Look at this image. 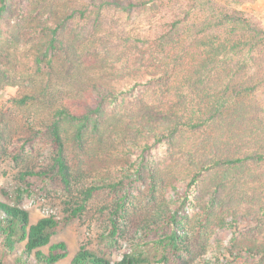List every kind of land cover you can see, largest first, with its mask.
Listing matches in <instances>:
<instances>
[{
  "label": "trees",
  "instance_id": "16d2710c",
  "mask_svg": "<svg viewBox=\"0 0 264 264\" xmlns=\"http://www.w3.org/2000/svg\"><path fill=\"white\" fill-rule=\"evenodd\" d=\"M169 1L151 0L150 8L167 10L172 6ZM147 3L0 0V60H7L0 67V88L22 85L25 91L19 103L36 101L45 108L41 124L52 148L47 174L51 172L67 192L73 187L67 139L80 150L93 139L113 140L110 133H116L128 137L129 147L139 149L142 158L152 147L165 144L161 156L137 167L138 176L146 175L152 188L168 178L181 183L182 203L195 201L205 220L228 227L247 224L252 234L238 249L251 258V264H264V105L257 96L264 85V27L254 16L214 0H185L182 15H169L151 33L116 34L114 39L125 47L119 50L125 57L122 64L137 66L123 84H93L89 94L80 89L85 97L77 106L73 105L76 94L58 98L51 78L57 57L73 60L78 46L92 34L84 35L79 26L89 24L99 30L104 12L115 10L131 17ZM104 42L103 51L108 48ZM28 43L30 75H13L17 52ZM43 174L27 170L20 177ZM99 188H83L80 201L63 218L48 215L34 222L20 206L28 190L16 188L12 203L0 201V264H6L5 257L22 242L15 264H26L30 258L32 264L64 259L66 243L51 239L59 227L84 211ZM119 212L115 210L113 216ZM178 212L166 217L169 231L157 242L162 251L174 254L183 252L187 244L184 216ZM110 226L113 239L114 217ZM162 251L155 259L134 250L111 261L81 246L69 264L159 263L167 261Z\"/></svg>",
  "mask_w": 264,
  "mask_h": 264
},
{
  "label": "rangeland",
  "instance_id": "374dc122",
  "mask_svg": "<svg viewBox=\"0 0 264 264\" xmlns=\"http://www.w3.org/2000/svg\"><path fill=\"white\" fill-rule=\"evenodd\" d=\"M147 1L131 17L115 10L104 12L99 30L92 29L89 24L79 26L84 35L90 32L93 35L78 46L73 60H66L62 55L57 57L51 78L59 100L76 94L73 105H80L83 103L81 97H85L80 89L89 94L93 84L113 81L123 84L130 74L135 73L136 62L128 66L122 64L125 57L119 50L125 47L114 39L116 34L151 33L169 15H182L181 7L185 4V0H171V8L155 10L150 8L151 0ZM214 1L241 8L264 27V0ZM104 39L108 47L105 51L100 46ZM30 48L29 43L21 47L15 64L12 58L13 75H30ZM5 65L7 60L1 58L0 67ZM24 89L22 85L0 88V201L12 203L10 196L14 195V190L26 188L28 193L22 196L20 206L29 212L31 222L48 215L63 218L72 205L80 201L83 188L100 185L86 202L84 211L59 227L53 235L52 242L64 241L68 248L67 256L56 264H69L81 246L111 261L119 260L123 254L134 250L145 251L155 259L162 251L157 242L169 231L166 217L178 209L179 215L184 216L186 249L178 254L165 249L162 252L167 261L157 263L153 260L148 264H251V258L238 249L252 234L247 224L243 222L228 227L217 220H205L195 201L182 203L184 186L181 183L168 178L163 183L159 182L157 188H152L146 175H143L144 179L138 176L137 167L145 165L147 159L161 156L166 149L165 144L152 147L142 158L139 149L129 147L128 137L125 140L116 133H110L113 140L93 139L80 150L67 139L73 185L71 192H67L51 172L47 174L52 148L42 126L45 108L36 101L20 104ZM257 96L264 105V85L258 89ZM27 170L44 171L45 174L22 179L20 173ZM107 183L114 186H105ZM115 210L121 214L113 216ZM111 217L117 226L113 239L109 234ZM23 245V242L17 244L4 262L15 264L14 258L21 255ZM26 264H32L31 258Z\"/></svg>",
  "mask_w": 264,
  "mask_h": 264
}]
</instances>
